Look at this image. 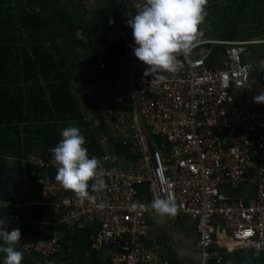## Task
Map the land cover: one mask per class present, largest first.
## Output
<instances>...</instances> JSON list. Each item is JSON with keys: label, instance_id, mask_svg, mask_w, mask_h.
<instances>
[{"label": "built area", "instance_id": "2783aa9c", "mask_svg": "<svg viewBox=\"0 0 264 264\" xmlns=\"http://www.w3.org/2000/svg\"><path fill=\"white\" fill-rule=\"evenodd\" d=\"M123 2L135 14L144 0ZM203 44L220 48L219 64H205V54L199 52ZM257 45H264L263 36L200 40L189 55L178 56L175 72L150 76L144 75L147 66L131 57L123 75L124 91L116 94L114 101L116 108L128 105L132 111L131 141L141 156L119 166L113 165L107 154L87 153L101 160L97 173L106 188L89 189L95 200L81 203L56 181L58 166L52 148L29 152L32 173L43 179L39 203L53 208L54 234L23 243L24 249L51 255L59 249L60 228L96 223L91 247L110 248V264H176L143 244L148 233L145 215L155 213L147 207L149 203L137 198L138 187L145 185L150 202L158 196L175 202L173 218L185 215L196 220L197 244L204 259L213 254L209 248L215 217L221 219L237 247H251L264 254V104L252 100L264 90V48L255 61L244 60L253 55ZM99 66L104 70L113 63L101 62ZM160 75L164 79H159ZM245 184L254 185L252 197L230 193ZM100 203L103 207L97 206ZM3 218L8 231L18 228L21 232L26 221L20 213Z\"/></svg>", "mask_w": 264, "mask_h": 264}, {"label": "crops", "instance_id": "0c3cea01", "mask_svg": "<svg viewBox=\"0 0 264 264\" xmlns=\"http://www.w3.org/2000/svg\"><path fill=\"white\" fill-rule=\"evenodd\" d=\"M50 1V7H47V0L45 4L52 21L42 28V33L47 43L62 59L64 72L72 78L74 95L95 129L103 154L110 156L113 165L127 166L134 159H138L141 153L131 141L133 127L129 119L132 111L128 105L116 108L114 96L124 91L125 67L127 61L134 57L133 44H129V39H132L131 28L126 24L127 19L134 14L127 9L123 0H119L125 22L108 32V43L99 45L94 41L92 25L96 21L95 11L99 6L108 5L107 0H90L87 10L79 6L78 3L82 0ZM61 10H64L73 22L83 25V28L77 31V36L83 43L75 51L72 49V25L63 20ZM205 12L206 16L198 26V41L264 37V0H207ZM233 15V24L226 29L224 22ZM60 27H63L61 31ZM201 46L205 49L202 50ZM201 46L199 52L205 54V64L209 67L219 64L220 48L214 44ZM262 48L264 45H257L253 48V55L245 57L244 60L255 61ZM103 61H111L113 66L103 70L99 66ZM255 68L256 64L253 63V69ZM76 76L82 78L75 79ZM111 108L115 110L111 111ZM254 192L253 184H245L230 193L239 198H246L252 197ZM137 198L150 203V194L145 185L138 187ZM145 218L148 233L143 237V244L154 249L162 259L176 264H264L263 253L251 247H237L234 244L219 217L213 220L215 232L212 246L209 248L213 254L209 259L202 257L197 244L196 220L185 215L173 218L169 215L159 216L153 212H147ZM97 228L96 223H77L70 228H60L59 249L51 255L25 250L20 237L17 249L23 253L21 264H110V248L91 247ZM135 264L154 263L140 261Z\"/></svg>", "mask_w": 264, "mask_h": 264}, {"label": "trees", "instance_id": "16d2710c", "mask_svg": "<svg viewBox=\"0 0 264 264\" xmlns=\"http://www.w3.org/2000/svg\"><path fill=\"white\" fill-rule=\"evenodd\" d=\"M107 2L95 11L92 25L99 45L108 43V32L125 22L119 0ZM60 13L72 25L75 51L83 43L77 36L83 25L73 22L64 10ZM51 21L45 0H0V217L24 216L20 232L24 243L54 233L53 208L39 203L43 179L32 173L27 154L55 147L60 130L67 126L79 128L87 153L103 154L95 129L74 95L72 78L42 33Z\"/></svg>", "mask_w": 264, "mask_h": 264}, {"label": "clouds", "instance_id": "9594fccd", "mask_svg": "<svg viewBox=\"0 0 264 264\" xmlns=\"http://www.w3.org/2000/svg\"><path fill=\"white\" fill-rule=\"evenodd\" d=\"M207 0H144L140 11L126 24L131 28L132 55L143 65L145 76L175 72L180 63L179 55L191 53L199 39L198 26L203 22ZM111 24L112 21H109ZM159 79H164L163 75ZM252 100L264 104V90ZM61 139L51 149L57 164L55 179L65 191L72 192L81 202L94 201L92 191L106 188L105 180L98 175L101 160L87 155L85 137L77 126L60 130ZM104 159H107L105 157ZM93 182L89 184L88 182ZM8 207L7 201L4 200ZM98 207H103L100 203ZM135 207V205H133ZM147 207L159 216L174 215L176 204L170 198H154ZM6 218L0 219V264H21L23 253L17 249L20 230H6Z\"/></svg>", "mask_w": 264, "mask_h": 264}, {"label": "rangeland", "instance_id": "374dc122", "mask_svg": "<svg viewBox=\"0 0 264 264\" xmlns=\"http://www.w3.org/2000/svg\"><path fill=\"white\" fill-rule=\"evenodd\" d=\"M48 2H47V7L49 6L50 7V4H51V1L50 0H47ZM77 3V2H76ZM90 3V0H82V2H79L78 4H79V6L80 7H82V8H85V10H87V6H88V4ZM45 9H46V4H45ZM46 11H47V9H46ZM235 15H233L232 17H228L226 20H225V22L224 23H226V26L227 27H225L226 29H228V28H230V26L233 24V17H234ZM232 23V24H231ZM64 22L62 23V26H64ZM222 25V24H221ZM221 27V26H220ZM61 28H63V27H60L59 28V31H61ZM222 30H224V28L222 29ZM129 44H130V46H131V44H132V39L130 40L129 39ZM201 48H202V50H204L205 49V47L204 46H201ZM99 51V50H98ZM103 62H106V61H103ZM131 118H132V115L130 116V119H129V122H131L132 120H131ZM126 126L124 125V128H125Z\"/></svg>", "mask_w": 264, "mask_h": 264}]
</instances>
